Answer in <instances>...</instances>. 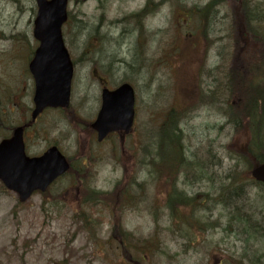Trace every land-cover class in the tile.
Returning <instances> with one entry per match:
<instances>
[{"label":"rangeland","instance_id":"1","mask_svg":"<svg viewBox=\"0 0 264 264\" xmlns=\"http://www.w3.org/2000/svg\"><path fill=\"white\" fill-rule=\"evenodd\" d=\"M210 1L179 0L183 6L179 10L164 4L142 23L141 31H136L131 25L134 22L127 18L142 9L146 0H70L72 20L70 26L63 28V36L76 64L74 99L78 101V97L82 102L75 103L74 107L80 106V111H74L81 118L91 120L98 110L100 76L105 82L110 75V85L114 86L131 78L129 82L139 100L138 111L142 113L138 115L135 133L122 146L116 141L107 147L101 163L94 162L95 145H87L83 140L81 130L91 131L73 116V111L65 116V122L59 112L44 113L38 119L29 133L38 134L32 143L31 139L28 142L32 155L42 153L49 142H58L75 167L80 168L84 161L92 164L82 170L76 168L71 178L58 182L49 196L35 195L23 205L14 193L0 185V264H128L118 245L108 242L115 220L121 224L124 235L129 232L140 240L154 235L157 238L153 256L142 264H250L248 253L257 264H264V241L245 242L246 236L230 230L225 220L212 231L201 229L196 238L180 231L179 222L174 226L172 220L169 223L162 209L175 177L159 179L147 194L146 185L153 179L149 178L148 165L153 158L143 155V148L148 147V141L158 140V125L161 126L162 112L169 111L168 102L171 108H179L182 103H189L188 97L200 87L204 92L211 90L207 94L208 103H214L215 107H205L207 103L195 112L190 110L182 126L186 149L194 160L207 162L209 176L223 178L233 165L234 157L230 158L228 145L235 136L238 144H245L243 135H234L233 128L226 126L221 118L222 108L226 110L221 87L229 71L224 58L229 54V46L233 47V42L227 39L228 15L232 13L228 1L213 11L210 40L215 46L205 61L203 83L198 78L209 43L194 39L192 19L184 14ZM35 18V0H0V97L3 99L0 119L6 122V126H0V142L10 136L14 126L30 120L32 93L21 89L27 80L23 73L34 44L30 41L20 44L15 37L23 34L34 40ZM188 19L190 22L185 25ZM237 19L243 22V16ZM178 23L183 25L180 32H177ZM192 46L199 51H194ZM239 54L247 63L249 57ZM143 58L148 62L146 68L134 75L120 62L134 59L142 62ZM30 82L33 88V81ZM12 90L15 95L7 98ZM18 93L19 97H15ZM100 149L104 150V146ZM211 186V183H196L195 173L191 172L187 175V185L180 184L178 188L188 191L184 196L190 198L207 192ZM130 188L134 194L128 198L134 202L119 204L122 192ZM251 193L249 209L255 218L254 229L264 235V194H258L257 188L251 189ZM90 195L102 202L89 201ZM220 214L221 211L216 212L215 221ZM166 215L169 216L167 212ZM78 216L91 219L96 226L83 228ZM155 217H164L157 227L153 222Z\"/></svg>","mask_w":264,"mask_h":264},{"label":"trees","instance_id":"2","mask_svg":"<svg viewBox=\"0 0 264 264\" xmlns=\"http://www.w3.org/2000/svg\"><path fill=\"white\" fill-rule=\"evenodd\" d=\"M78 2V0H75ZM146 0L145 6L137 12L132 13L127 19L134 22V30L141 31L142 23L152 16L156 9H159L164 4H170L174 10L182 9L177 1L179 0ZM228 1L231 5L232 13L228 15L227 32L229 43L233 42V47L229 46V71L224 78V86L221 87L224 92H227L226 112L234 135H243L245 144H238L236 136L229 143L230 158L235 163L227 175L226 181L222 182L224 189L221 190L222 202L228 210L227 225L230 230H237L241 227L246 232V241L249 237H254L248 228H253L251 220L252 215L240 212L243 207L246 208V199L243 197L242 191L246 185H250L251 181L247 175L260 164L264 163V0H212L203 7H195L188 11V14H194L196 10L197 20L192 18V21L197 22L200 31L193 34L194 39H201L210 43L208 36L209 18L212 12L223 6ZM161 9V8H160ZM240 12L238 14L237 12ZM175 12L174 14H176ZM180 14H182L180 12ZM243 16V22L237 18ZM195 19V20H193ZM193 22V23H194ZM197 35V36H196ZM104 37V36H102ZM191 41H195V40ZM198 42V41H197ZM254 48V49H253ZM245 53L249 57L247 63L239 58V53ZM168 57V56H167ZM244 60H246L244 58ZM125 65L126 70L130 74H139L146 68L147 64L139 59H134L132 62L120 61ZM246 64V65H245ZM131 78H129L130 81ZM13 91V92H12ZM7 98L15 95L12 90ZM223 92V94H224ZM16 94L15 97H19ZM4 98V99H7ZM189 103L181 104L179 109H186L187 105H191L194 97H188ZM3 99L0 97V109L3 107ZM166 114V121L163 127L159 129V138L157 141L149 142L148 150L144 149V154L147 157L153 158L149 166L151 169L158 170L159 167L176 169L184 163L185 151L183 148V119L180 118L178 112L172 108ZM6 122L0 119V126H6ZM241 125V126H239ZM185 169L195 170L199 173L205 167L197 161L196 164H190L184 167ZM257 185V184H256ZM226 189V190H225ZM123 195L126 200H119V204L124 205L127 202V193ZM198 220L178 224L179 229H186L185 233H190L194 238L200 233V230H207L209 224L203 221L202 216L197 215ZM83 228H93L96 226L91 219L78 216ZM157 224V219L154 220ZM119 221L115 220L112 227V237L121 243L122 257L125 263L140 264L146 257H152L157 238L149 236L147 240H140L131 233L124 235L120 230ZM212 225V224H210ZM122 228V226H121ZM123 229V228H122ZM197 233V234H196ZM111 237V241L115 240ZM130 249L134 253H130Z\"/></svg>","mask_w":264,"mask_h":264},{"label":"water","instance_id":"3","mask_svg":"<svg viewBox=\"0 0 264 264\" xmlns=\"http://www.w3.org/2000/svg\"><path fill=\"white\" fill-rule=\"evenodd\" d=\"M38 14L34 36L40 42L30 70L36 82L32 118L46 108H68L74 74L70 55L64 45L62 27L68 20V0H36ZM135 119V91L126 83L115 91L103 92V106L93 128L99 141L115 131L129 134ZM69 169L66 158L53 147L43 156L29 158L25 152L24 129L17 128L13 137L0 144V180L6 188L26 202L35 191L46 192L52 182ZM264 183V165L253 171Z\"/></svg>","mask_w":264,"mask_h":264},{"label":"flooded vegetation","instance_id":"4","mask_svg":"<svg viewBox=\"0 0 264 264\" xmlns=\"http://www.w3.org/2000/svg\"><path fill=\"white\" fill-rule=\"evenodd\" d=\"M108 76L109 77L107 78V80L105 82L103 81V76H100L99 84H100L101 88H104L105 86L107 88L110 87V81L109 80L111 79V77H110V75H108ZM101 105H102V95L99 97L98 109H100ZM76 132H78V130H76ZM81 132L84 135L83 140L86 141V144L88 145V143H93L92 146L95 145V147H96V150H95L96 151V155L94 157V162L95 163H97V162L101 163L104 160V155L103 154L105 153V150L107 149V147H111L112 144H115L117 138H119V139L121 138L120 135L114 133V134L109 135L108 138L106 140H104L102 143H99V142H97L96 133L92 132V134H90V133H88V131L86 129L81 130ZM32 142H33V137L31 138V143ZM31 143H27V148L31 147ZM101 146H104V150L100 149ZM47 147H48V145H47ZM37 156H39V155H37ZM86 158H88V157H86ZM88 164L90 165L92 163H88L87 161H84L82 163L83 168L85 166H88ZM83 168H79V170H82ZM82 181L85 182L84 178L82 179Z\"/></svg>","mask_w":264,"mask_h":264},{"label":"bare ground","instance_id":"5","mask_svg":"<svg viewBox=\"0 0 264 264\" xmlns=\"http://www.w3.org/2000/svg\"><path fill=\"white\" fill-rule=\"evenodd\" d=\"M226 118H227V121L230 123V121H229V118H228V116L226 115ZM239 126H241V125H239Z\"/></svg>","mask_w":264,"mask_h":264}]
</instances>
